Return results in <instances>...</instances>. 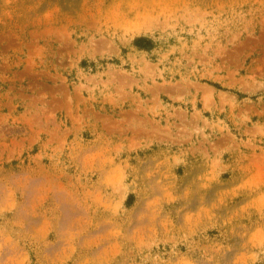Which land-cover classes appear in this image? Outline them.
<instances>
[{
	"label": "rangeland",
	"instance_id": "rangeland-1",
	"mask_svg": "<svg viewBox=\"0 0 264 264\" xmlns=\"http://www.w3.org/2000/svg\"><path fill=\"white\" fill-rule=\"evenodd\" d=\"M0 264H264V0H0Z\"/></svg>",
	"mask_w": 264,
	"mask_h": 264
}]
</instances>
